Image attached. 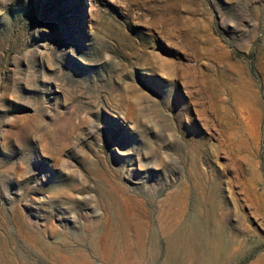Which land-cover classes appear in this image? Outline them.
<instances>
[{
	"label": "rangeland",
	"instance_id": "1",
	"mask_svg": "<svg viewBox=\"0 0 264 264\" xmlns=\"http://www.w3.org/2000/svg\"><path fill=\"white\" fill-rule=\"evenodd\" d=\"M0 264H264V0H0Z\"/></svg>",
	"mask_w": 264,
	"mask_h": 264
}]
</instances>
